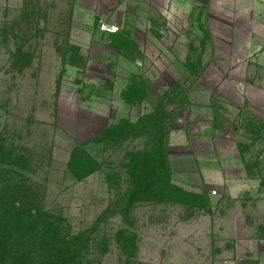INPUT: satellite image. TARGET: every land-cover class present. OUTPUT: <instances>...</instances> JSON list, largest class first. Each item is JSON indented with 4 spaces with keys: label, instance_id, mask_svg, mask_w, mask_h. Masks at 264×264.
I'll use <instances>...</instances> for the list:
<instances>
[{
    "label": "rangeland",
    "instance_id": "rangeland-1",
    "mask_svg": "<svg viewBox=\"0 0 264 264\" xmlns=\"http://www.w3.org/2000/svg\"><path fill=\"white\" fill-rule=\"evenodd\" d=\"M166 2L0 0L2 264H264V9Z\"/></svg>",
    "mask_w": 264,
    "mask_h": 264
},
{
    "label": "crops",
    "instance_id": "crops-1",
    "mask_svg": "<svg viewBox=\"0 0 264 264\" xmlns=\"http://www.w3.org/2000/svg\"><path fill=\"white\" fill-rule=\"evenodd\" d=\"M132 1L134 0H92V5H87L85 0H80V4L82 8L92 12V23L97 27L100 23H106L109 25H116L121 29H124L127 26L129 17L131 15ZM147 1L148 4H155L162 0ZM164 1H167L165 3L166 7L169 4L173 5L175 13L178 12V18H181V14L186 15L192 13L196 6L195 0ZM232 9L237 10L239 14H241V18H239L240 20H242L244 23L250 24L246 15L250 10L260 12V10L264 9V0H235ZM178 23L181 24L182 22L179 20ZM236 63H238V65L235 66L236 68L228 75L227 79L222 82V87L231 89L240 94L246 88V86H249V84L245 83L246 80L244 81L239 78L240 75L247 71V66L249 63L258 64V66L264 71V48L262 46L259 47L255 55L245 51L244 56L235 62V64ZM258 88H264V85L259 86ZM240 98L243 100L241 95Z\"/></svg>",
    "mask_w": 264,
    "mask_h": 264
},
{
    "label": "trees",
    "instance_id": "trees-1",
    "mask_svg": "<svg viewBox=\"0 0 264 264\" xmlns=\"http://www.w3.org/2000/svg\"><path fill=\"white\" fill-rule=\"evenodd\" d=\"M160 161H161V169L162 170H166L167 167V156H166V142L164 140H162L160 142ZM3 239L0 236V264L3 263V260L5 259V247L3 244Z\"/></svg>",
    "mask_w": 264,
    "mask_h": 264
},
{
    "label": "built area",
    "instance_id": "built-area-1",
    "mask_svg": "<svg viewBox=\"0 0 264 264\" xmlns=\"http://www.w3.org/2000/svg\"><path fill=\"white\" fill-rule=\"evenodd\" d=\"M98 30L102 34L116 35V34L120 33L121 28L116 26V25H109L106 23H100L98 26Z\"/></svg>",
    "mask_w": 264,
    "mask_h": 264
}]
</instances>
